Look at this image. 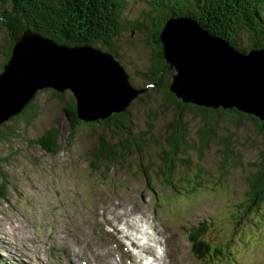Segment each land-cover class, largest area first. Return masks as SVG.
I'll list each match as a JSON object with an SVG mask.
<instances>
[{
    "label": "rangeland",
    "instance_id": "obj_1",
    "mask_svg": "<svg viewBox=\"0 0 264 264\" xmlns=\"http://www.w3.org/2000/svg\"><path fill=\"white\" fill-rule=\"evenodd\" d=\"M147 1L127 0L122 16L139 17L146 12ZM114 41L129 80L134 76L130 83L146 85L140 78L151 57L145 28L123 32ZM159 98L134 99L128 108L133 124L149 130L156 142L163 140L169 123L168 111H150L162 103ZM31 104L37 111L33 120L28 124L8 120L13 131L0 141V167L7 179L6 198L0 197V264H139L148 254L157 256L155 264H199L186 237L198 224L206 226L202 239L229 253L212 264H264V206L257 215L247 212L242 223H236L242 211L236 204L246 192L244 179L261 147L253 122L240 119L235 125L220 117L209 147L201 153L197 148L186 153L194 164L214 170L217 178L206 188H197L198 194L182 195L168 190L156 173L154 178L151 175L153 192L135 167L126 164L92 172L90 152L95 139L110 130L80 126L69 144L70 129L51 89L39 90ZM167 107L161 105V109ZM184 121L185 135L197 144L199 120L190 113ZM52 125L59 128L62 145L54 155L33 142ZM226 138L237 141L234 148L243 156L241 163L220 161ZM155 146L149 148L154 149L151 161L157 165L161 147Z\"/></svg>",
    "mask_w": 264,
    "mask_h": 264
},
{
    "label": "trees",
    "instance_id": "obj_2",
    "mask_svg": "<svg viewBox=\"0 0 264 264\" xmlns=\"http://www.w3.org/2000/svg\"><path fill=\"white\" fill-rule=\"evenodd\" d=\"M127 0H0V71L7 62L14 43V38L25 30H32L44 37L69 46L91 45L112 53L118 60L121 55L115 46V37L123 32L145 28L146 42L150 48V61L146 64L140 78L145 82V91L136 100L143 97L159 95V101L152 113L168 111V128L164 130L163 140H152L149 130L143 131L133 124L129 107L118 113H112L105 119L82 121L77 117L76 102L68 91L57 92L51 89L52 98L61 104V112L70 129L67 143L71 144L72 134L80 126L100 127L109 134H98L95 146L90 152L89 169L98 172L104 167L107 172L116 166L135 167L146 180V187L152 188V173L162 179L168 190L182 195L198 194L197 188H206L217 176L214 170H208L199 163H193L186 154L194 148L201 153L215 139V130L220 117H227L235 125L241 120H250L261 136V147L255 161L251 162V171L245 176L246 192L242 201L236 204L241 214L236 223H242L247 212L257 215L264 206V121L241 112L236 108H210L184 103L169 89L173 72L163 57L160 31L169 17L189 16L210 33L226 39L234 48L249 51L251 48H264V0H148L146 12L139 17L127 20L123 10ZM149 15V16H148ZM134 79L130 75V80ZM149 87V88H148ZM153 87V88H152ZM159 94H157V93ZM168 105L161 109V105ZM31 101L9 121L19 119L28 124L36 115ZM192 113L199 121L196 131L197 144H192L185 135V117ZM241 119V120H240ZM8 122V120L6 121ZM0 125V141L7 140L13 130L7 123ZM60 130L52 125L44 130L33 142L44 152L57 154L62 145L59 143ZM32 142V141H31ZM236 140H222L221 162L239 164L243 156L234 148ZM156 145V146H155ZM150 146L161 147L156 157L159 163L152 160ZM143 160L146 164H143ZM199 161L202 160L200 155ZM2 161V159H0ZM223 165L221 164L220 169ZM227 170V169H226ZM225 169L221 171L225 176ZM152 175V177H151ZM221 179L218 178L217 182ZM7 179L0 167V197L6 198ZM182 189V190H181ZM248 213V214H249ZM252 213V214H253ZM264 223V221H263ZM205 227L199 226L189 233L192 251L200 258L220 257L224 250L213 247L201 239ZM227 252V251H226Z\"/></svg>",
    "mask_w": 264,
    "mask_h": 264
},
{
    "label": "water",
    "instance_id": "obj_3",
    "mask_svg": "<svg viewBox=\"0 0 264 264\" xmlns=\"http://www.w3.org/2000/svg\"><path fill=\"white\" fill-rule=\"evenodd\" d=\"M173 72L170 91L184 103L251 114L264 121V48L240 51L189 16L169 17L159 34ZM42 89L69 91L79 120L126 110L145 91L110 52L69 46L25 30L14 38L0 71V125Z\"/></svg>",
    "mask_w": 264,
    "mask_h": 264
},
{
    "label": "bare ground",
    "instance_id": "obj_4",
    "mask_svg": "<svg viewBox=\"0 0 264 264\" xmlns=\"http://www.w3.org/2000/svg\"><path fill=\"white\" fill-rule=\"evenodd\" d=\"M155 255V254H154ZM155 257H157V256H155ZM156 259V258H155ZM155 261V260H154ZM156 262V261H155ZM155 262H153L154 264H155Z\"/></svg>",
    "mask_w": 264,
    "mask_h": 264
}]
</instances>
